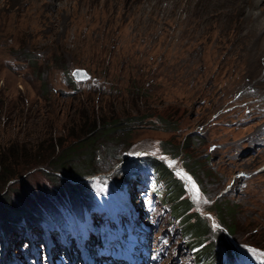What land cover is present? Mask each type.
<instances>
[{
    "label": "rangeland",
    "instance_id": "rangeland-1",
    "mask_svg": "<svg viewBox=\"0 0 264 264\" xmlns=\"http://www.w3.org/2000/svg\"><path fill=\"white\" fill-rule=\"evenodd\" d=\"M77 67L89 76L75 80ZM165 105L176 128L155 113L132 119L117 156L101 158L100 172L76 179L72 193L126 180L135 157L156 156L214 236L225 232L234 262L256 264L264 259V0H0V148L15 149L6 152L13 177L0 182V221L10 224L0 228V259L2 249L19 256L9 240L26 218L71 202L67 183L55 182L70 175H55L43 148L52 135L68 138L74 112L94 106L128 117ZM183 141L185 152H162ZM216 202L230 207L223 221L233 234L218 223ZM160 204L175 222L165 226L172 244L163 264H196L197 247Z\"/></svg>",
    "mask_w": 264,
    "mask_h": 264
},
{
    "label": "trees",
    "instance_id": "trees-1",
    "mask_svg": "<svg viewBox=\"0 0 264 264\" xmlns=\"http://www.w3.org/2000/svg\"><path fill=\"white\" fill-rule=\"evenodd\" d=\"M70 82L73 78L69 75ZM96 91V90H94ZM132 94L134 92L131 91ZM134 96V95H133ZM147 96V95H145ZM137 99V96H136ZM170 106H163L160 109L153 110L150 114H130L128 117L118 109H110V113H102L99 107L81 108L82 113L74 112L76 122L74 128L67 131L68 138L61 140L56 135H52L49 139L47 150L43 161L46 162L56 175L59 172L62 175H70V180L64 176L57 174V181L66 182L70 189L71 203L75 206H80V199L86 194L80 192L74 196L72 189L78 186V179L100 172L96 164L101 158L107 156H117V148L125 145V135L130 133L133 128L132 119L144 121L153 113L157 114V118L165 123V129L171 130L176 128L172 123H177L174 118V112L171 111ZM133 108L140 112L139 105L133 103ZM74 115V116H75ZM152 121V120H148ZM193 133L194 137H197ZM190 135V134H189ZM188 135V136H189ZM186 139V138H185ZM113 143V145H109ZM187 144L183 141L181 144L175 146V149L161 146L162 152L170 156H177L178 152H185ZM14 147H7V149L0 148V182H7L13 177L11 169H6L7 159L9 158L6 152L13 153ZM21 161V162H20ZM27 163L28 161L18 160L12 164ZM135 167H141L144 164L152 166L155 170L156 176L163 183V189L159 192V199L163 203H167L169 213L173 218L177 219L179 230L185 238H188V245L190 247H197L194 250L196 256V264H237L234 262L232 243L228 242L224 237V233L214 236L215 231L208 219L203 216L198 210L191 209V201L185 195V188L183 182L178 179L164 160L150 154L138 155L132 160ZM116 173H114L115 175ZM12 176V177H11ZM64 179V181H62ZM77 179V180H76ZM7 180V181H5ZM113 181H119L114 177ZM60 185V184H58ZM75 186V187H74ZM215 209L218 213V223L223 224L228 234H233L235 227L233 225H225L223 219L228 215L230 207L223 205L222 202H216ZM49 209H53L52 206ZM0 221L1 227H8Z\"/></svg>",
    "mask_w": 264,
    "mask_h": 264
},
{
    "label": "water",
    "instance_id": "water-1",
    "mask_svg": "<svg viewBox=\"0 0 264 264\" xmlns=\"http://www.w3.org/2000/svg\"><path fill=\"white\" fill-rule=\"evenodd\" d=\"M74 79L82 80L86 79L89 76V73L84 68H74L73 69Z\"/></svg>",
    "mask_w": 264,
    "mask_h": 264
}]
</instances>
